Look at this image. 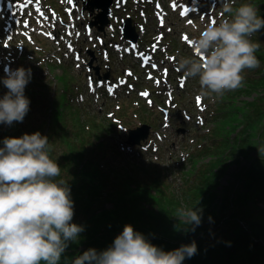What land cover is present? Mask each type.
<instances>
[{
    "label": "clouds",
    "instance_id": "obj_1",
    "mask_svg": "<svg viewBox=\"0 0 264 264\" xmlns=\"http://www.w3.org/2000/svg\"><path fill=\"white\" fill-rule=\"evenodd\" d=\"M235 4L236 0H221L219 21L205 26L194 41L193 55L177 62L185 78L198 77L203 96L222 98L243 87L245 70L260 66L256 56L260 43L252 37L264 28V18L251 3ZM31 75V69L23 67L6 70L2 83L8 92L0 99V123L23 122L30 105L24 91ZM3 145L0 264H60L69 242H76L84 229L71 223L70 189L63 179H57L61 168L50 157L48 137L40 132L6 137ZM180 215L186 224L201 222L197 210H181ZM196 252L195 242L166 252L125 225L112 246L100 252L90 248L72 264H182Z\"/></svg>",
    "mask_w": 264,
    "mask_h": 264
},
{
    "label": "trees",
    "instance_id": "obj_2",
    "mask_svg": "<svg viewBox=\"0 0 264 264\" xmlns=\"http://www.w3.org/2000/svg\"><path fill=\"white\" fill-rule=\"evenodd\" d=\"M262 81L264 82V77ZM263 109V107H260V112ZM256 118L255 121L249 124L250 128L257 127L259 121L264 118V114H259ZM259 140H264V132L259 137ZM71 146L72 141H68L66 147ZM60 158L61 156H58V161L61 160ZM62 162L67 168L73 162H77L79 165L69 170L74 176L71 179V187L72 197H74L76 203L71 223L82 226L84 230L79 234L76 242H69L65 253L62 254L60 264H72L75 259L72 258L73 252H75V256H78L90 248L97 250L101 247L97 237L106 234L105 241L107 242L113 232L116 233L122 230V227L119 226L125 221L130 222L129 225H134L137 229L149 232L155 239L157 237L155 234L162 233L161 237L164 240L160 237L157 241L162 244L160 248L166 252L177 249L178 243L174 242L182 238V234L186 230H196L201 226L197 225L195 229L183 228L181 222L173 218L177 202L165 195V190L162 186L158 187L157 184L149 181L139 185L137 182H133L127 179L126 176L121 175L120 172H116L114 176L110 177L101 171L102 169L100 170L89 158L84 160L81 153L65 154V156H62ZM257 169L259 168L252 169L248 174V179L260 185L264 180V173H262L264 170L256 171ZM148 204L154 209L150 208ZM215 215H212L213 219L209 218L206 228L217 221V218L214 217ZM230 217L236 220L239 219L234 213L230 214ZM243 219H245V222L250 223L255 221L253 227L250 228L255 232L254 236L257 237L258 235L264 240V225L261 226V224H264V213H258L256 217L244 216ZM113 222L116 223L115 227L111 225ZM235 224L234 227H230L229 233L235 236L232 238V245L236 246L237 252L229 251V253L237 257L240 248L247 242L248 244L250 243V235L243 224H238L237 222ZM137 232L141 233V231ZM142 235L152 243L146 235ZM252 240L255 241V239ZM258 245H260L259 242ZM211 247L212 239L206 240L205 243H200L201 252L193 260L187 261L185 264H209L206 261L205 254L209 252L208 250ZM217 251L219 250L217 249ZM220 254L219 251L217 256L221 263L225 260V257ZM251 260L252 257L247 256L246 262Z\"/></svg>",
    "mask_w": 264,
    "mask_h": 264
},
{
    "label": "rangeland",
    "instance_id": "obj_3",
    "mask_svg": "<svg viewBox=\"0 0 264 264\" xmlns=\"http://www.w3.org/2000/svg\"><path fill=\"white\" fill-rule=\"evenodd\" d=\"M254 6H257V4H254ZM254 42L261 43L260 38L257 36L256 39L254 40ZM57 67L58 66H54L53 67V70H55V72L60 71L62 68L65 71H71L70 68H68L67 66H63L62 68L61 67H58V69H57ZM255 76H256V73L252 74L250 77H255ZM53 84H54V82L51 83L50 87H52ZM146 89L151 90L150 86H147ZM244 89H245L244 84H243V87H241V88L238 89L237 95H236V97L234 99L233 107L231 108V106H230V108H229V111L230 112L231 111H234V112L237 111L238 108L235 105H239L240 104V100H242V99H247V100L251 99L252 96H250L249 94H246L244 92H241L239 94V92L241 90H244ZM263 122H264V118H262V120L259 121V124H261ZM220 129H222V128H220ZM15 137H21V136H20V134H17ZM194 144H196V143H194ZM53 147H54L55 152H56L57 155H59L61 152H63L66 149V146L65 145H63L61 143H57V142H54L53 143ZM160 154H161V157L160 158L158 157L157 154L155 155V158L158 159L159 164H161L162 166H164L166 168L169 167L170 170L166 174V176H167V179L170 182V184L166 180H164L162 178L160 179V183H163L164 187H166L168 189V191L174 195V197L180 198L182 200V204L183 205L192 206V202L190 200V196L192 194H188V193L182 194V193L179 192L180 189L183 186V183H182V186H180L179 183L176 180V176H177V169L175 171L176 164L171 160V158H168L167 155H163L162 152ZM187 167L190 168L191 171H193L194 168L197 167V163H195L194 165H191V161L189 159L185 160L182 163V166L180 167V169H182V171H183V175L180 176V178L182 179V181H183V178L185 177V169ZM234 168H236V165H232L231 167L228 168V171H225L224 174L221 175L222 178L219 180L220 181V184H224V182L229 181V179L232 180L230 175L232 174L231 170H233ZM148 173L149 172H147V174ZM145 177H146V173L143 174V179ZM218 188H220V186H218ZM183 205H181V210H183L182 209ZM183 211H185V209ZM180 219H182L181 224L184 227H188L189 226V224H186L185 223V220H184L183 217L180 216ZM111 225H113L115 227L116 226V223L113 222V223H111ZM106 236H107L106 234H103V235L97 237L99 243L101 244V247L97 249L98 252L103 251V250H106L108 247H110V243L111 242L107 243L105 241V237ZM72 254H73V257L72 258H76V257L79 256V255L78 256H75V252H73Z\"/></svg>",
    "mask_w": 264,
    "mask_h": 264
},
{
    "label": "bare ground",
    "instance_id": "obj_4",
    "mask_svg": "<svg viewBox=\"0 0 264 264\" xmlns=\"http://www.w3.org/2000/svg\"><path fill=\"white\" fill-rule=\"evenodd\" d=\"M256 171H261L260 169H257ZM262 173H264V171L262 172ZM262 185H264V182H262V183H260V186H262ZM241 228V227H240ZM235 230V229H234ZM194 236H190V238H193ZM232 238H234L235 236H231ZM235 241V240H234ZM220 243V242H219ZM227 243L228 242H226V244H224L223 246H222V248L224 249L225 248V246H227ZM230 251H232V252H237V249H236V246L235 245H231V247H230ZM218 252L219 251H217V249L216 250H214V251H209V252H207L206 254H205V258H206V261H208V263L209 264H218V261H219V259H218ZM211 255V256H210Z\"/></svg>",
    "mask_w": 264,
    "mask_h": 264
},
{
    "label": "snow or ice",
    "instance_id": "obj_5",
    "mask_svg": "<svg viewBox=\"0 0 264 264\" xmlns=\"http://www.w3.org/2000/svg\"><path fill=\"white\" fill-rule=\"evenodd\" d=\"M32 2H34V0H29V3H32ZM68 2L71 4L72 3V0H68ZM183 14H185V13H182V15ZM198 99V102H199V98H197Z\"/></svg>",
    "mask_w": 264,
    "mask_h": 264
},
{
    "label": "water",
    "instance_id": "obj_6",
    "mask_svg": "<svg viewBox=\"0 0 264 264\" xmlns=\"http://www.w3.org/2000/svg\"><path fill=\"white\" fill-rule=\"evenodd\" d=\"M110 2V0H108L107 4Z\"/></svg>",
    "mask_w": 264,
    "mask_h": 264
}]
</instances>
